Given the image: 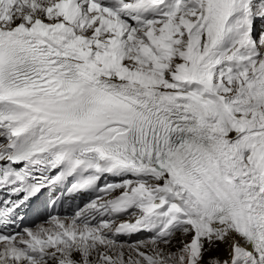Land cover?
<instances>
[{"label":"snow or ice","instance_id":"6c2138e0","mask_svg":"<svg viewBox=\"0 0 264 264\" xmlns=\"http://www.w3.org/2000/svg\"><path fill=\"white\" fill-rule=\"evenodd\" d=\"M0 264H264V0H0Z\"/></svg>","mask_w":264,"mask_h":264}]
</instances>
